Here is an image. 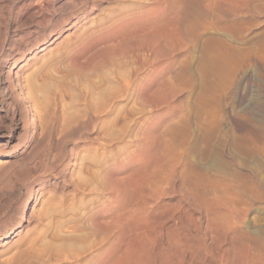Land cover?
<instances>
[{"label": "rangeland", "instance_id": "1", "mask_svg": "<svg viewBox=\"0 0 264 264\" xmlns=\"http://www.w3.org/2000/svg\"><path fill=\"white\" fill-rule=\"evenodd\" d=\"M219 34L247 63L203 92ZM263 145L264 0H0V264H264Z\"/></svg>", "mask_w": 264, "mask_h": 264}, {"label": "bare ground", "instance_id": "2", "mask_svg": "<svg viewBox=\"0 0 264 264\" xmlns=\"http://www.w3.org/2000/svg\"><path fill=\"white\" fill-rule=\"evenodd\" d=\"M209 1H218V0H209ZM134 2V1H133ZM131 3L130 6L131 8L132 7H136V5L139 7V8H142L143 6L139 5L138 1H135L134 3ZM130 8V9H131ZM134 9V8H133ZM117 10H121L123 11L124 10V7H121L119 6L117 8ZM152 13V12H150ZM142 14H140L141 16ZM240 21V20H239ZM238 21V23H239ZM173 22V21H172ZM237 23V24H238ZM235 27V24L234 25H231V24H225L223 25L222 27H220L216 33H219L221 31H224L226 29H231V27ZM178 30V31H177ZM152 30L148 29V28H145V29H142L141 30V35H148V34H153L151 32ZM154 31V30H153ZM171 33L173 34V36H180V34L182 33V31H180V29H170ZM156 32V31H155ZM162 32V31H161ZM139 33V30L137 32V35ZM157 34H160V32H156ZM163 33V32H162ZM213 33V32H212ZM59 34V33H58ZM55 35L53 36L52 38H50L48 41H47V45L50 46L52 45L53 42H55V40H57L60 36L59 35ZM155 34V33H154ZM89 36V35H88ZM87 36V37H88ZM80 36H78L79 38ZM74 38V37H73ZM77 38V36L75 37ZM83 38V37H82ZM86 39V38H85ZM79 41V39L77 40ZM238 43L236 42H233V41H229L228 39L224 38L221 34L219 35H213V36H210V37H207V39H205L204 41V51H203V56L201 58V63H203V71L205 72V74L203 76H200L201 78V81H200V85H201V82H202V85H204V87L202 88L203 92H204V88L205 86L207 87V85L209 86L210 84H212L213 87H215L218 83V80L219 82L221 83V85H218V88H217V93H220V92H226L228 89H230L231 85H233L234 83V79L236 77V73L237 71H239V67L241 68V66H245L247 62H245L244 60V55L242 56L239 52H241L240 50L242 49L241 47H238L237 45ZM45 46H42L40 47L39 51H43L45 48H43ZM241 48V49H240ZM36 52H33V53H30V55H28L27 57V61L29 59L32 60V58H34ZM38 54V53H37ZM245 54V53H243ZM250 54V53H249ZM249 59V58H248ZM250 60V59H249ZM23 66V64H21L18 69H16V71L20 70L21 67ZM9 75H11V71L8 72ZM15 75V73H14ZM187 81H185L187 84V87H192L194 82L192 79H190L188 76L186 77ZM199 82V81H198ZM93 85V83H91ZM91 85V86H92ZM201 85V86H202ZM215 85V86H214ZM89 86V89L90 87ZM220 86V87H219ZM97 87V86H96ZM96 87L94 88V91L91 90L89 91L90 93L92 92L91 94V97L92 100L94 99V95L98 98H103L104 99V96H105V93L106 91H104V88L103 90H100L98 92L97 90V93H94L96 92ZM99 87V86H98ZM97 87V88H98ZM101 88V87H100ZM129 88H130V84L127 83V85L125 86V93L123 94H128L129 92ZM102 89V88H101ZM205 89H210L209 87L208 88H205ZM205 90V91H207ZM212 90V89H210ZM208 90V91H210ZM214 92V91H213ZM88 93V94H90ZM216 93V94H217ZM215 94V92H214ZM215 94V95H216ZM218 95V94H217ZM86 96V94H85ZM88 98H89V95H88ZM218 98V96H217ZM25 99V98H24ZM27 99V98H26ZM103 99L101 100L103 102ZM90 100V99H89ZM88 102H92V101H88L87 100V103ZM95 102H99L98 100H94L93 103ZM101 102V103H102ZM91 104V103H90ZM218 104V103H217ZM89 105V104H88ZM93 105V104H92ZM97 105V104H96ZM95 105V106H96ZM32 106V105H31ZM91 106V105H90ZM94 106V105H93ZM91 106V107H93ZM100 106V105H98ZM86 107H89V106H86ZM96 108V107H94ZM93 108V109H94ZM87 109H91V108H86L84 111H87ZM216 111L218 110L217 108L215 109ZM89 111V110H88ZM87 111V112H88ZM91 113V111H90ZM101 113V112H100ZM187 113V112H186ZM215 113V111L213 112ZM218 114V112H216ZM213 115V114H211ZM210 115V116H211ZM216 115V114H215ZM214 116V115H213ZM219 116V115H218ZM93 117V115L91 116ZM180 117V116H179ZM178 117L179 121L174 125V126H170V127H167L166 128V131L164 132V135L166 136V134L168 135V138L169 140L166 142L168 146H172L171 144V139H173V146H175L174 144V140L176 139L175 136H177L178 138L181 139V142L182 145H185L187 143H189V137H190V131H189V121L185 118V116H181L180 118ZM212 117V116H211ZM214 117H217V116H214ZM99 119V116L97 117ZM96 119V117H95ZM89 120V119H88ZM91 120V119H90ZM214 120V118H213ZM98 122V121H97ZM217 122V121H216ZM214 123V122H212ZM218 123V122H217ZM216 124V123H215ZM212 126H215L214 124ZM214 128V127H213ZM102 129V128H101ZM101 129H99V131L101 132ZM245 137V136H244ZM171 138V139H170ZM250 139V138H249ZM170 141V142H169ZM224 144V141L221 142L220 146ZM167 146V147H168ZM173 146H172V149H173ZM190 146V145H189ZM219 146V145H218ZM194 147V146H193ZM192 149V148H191ZM263 149H264V145H263ZM4 156H1L2 158H6L7 155L6 154H3ZM176 157V160H180L181 158L179 156H174ZM220 159V157L218 158ZM193 170H195V168H193ZM195 175H197L200 179H209V184L210 186L212 187V189L214 190V193L216 194H219V192L221 191V193H225L226 190H222L221 188V184H220V181L218 179V177H214V178H211L209 177V175L206 174V172H202L201 170L197 169L195 171ZM256 185V184H255ZM253 184V188H256L257 185L255 186ZM258 188H259V185H258ZM220 189V191H219ZM218 200V199H217ZM215 202V201H214ZM14 234V232L10 233L9 235L8 234H5L3 235L4 237L2 238V242L3 244L7 243V240L11 237L10 235ZM77 239V237H75ZM75 239V240H76ZM68 242H74L72 240H68L67 242H64V244H60V248L62 247H65L63 248V250H66V248H70L67 243ZM102 245L100 246V242H94V243H91L87 248L86 250H84L87 255H89L92 259V261L94 262L95 260V257H98L99 255H103L104 257V261L106 262V264H112L113 260H112V252H111V240H110V236L108 234H106V236L102 239L101 241ZM66 244V246H65ZM99 246V248H98ZM101 249V250H100ZM69 251V250H68ZM71 251V249H70ZM96 251H100L98 254L96 253ZM72 253V252H71ZM96 253V254H95ZM77 254V253H75ZM80 254V253H78ZM85 254V253H84ZM80 255H83L82 253ZM79 255H75L76 257V260L74 261V263L76 264V262H78L77 260V257ZM73 260V259H72Z\"/></svg>", "mask_w": 264, "mask_h": 264}]
</instances>
